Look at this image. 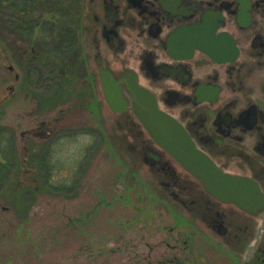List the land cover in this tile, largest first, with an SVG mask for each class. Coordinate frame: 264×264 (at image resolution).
Instances as JSON below:
<instances>
[{
    "label": "rangeland",
    "instance_id": "rangeland-1",
    "mask_svg": "<svg viewBox=\"0 0 264 264\" xmlns=\"http://www.w3.org/2000/svg\"><path fill=\"white\" fill-rule=\"evenodd\" d=\"M14 33L0 23V264H241L130 171L83 47L64 79ZM51 206L65 211L49 229L37 218Z\"/></svg>",
    "mask_w": 264,
    "mask_h": 264
},
{
    "label": "flooded vegetation",
    "instance_id": "flooded-vegetation-1",
    "mask_svg": "<svg viewBox=\"0 0 264 264\" xmlns=\"http://www.w3.org/2000/svg\"><path fill=\"white\" fill-rule=\"evenodd\" d=\"M0 23L15 32L17 52L20 42L33 45L22 57L60 63L64 79L73 73L67 67L73 47H83L81 60L90 62L88 43L107 44L118 74L160 81L163 63H170L173 114L200 151L264 192V0H0ZM225 207L207 199L197 209L216 217ZM233 207L228 213L238 241H251L250 251L264 264V212L252 216Z\"/></svg>",
    "mask_w": 264,
    "mask_h": 264
},
{
    "label": "water",
    "instance_id": "water-1",
    "mask_svg": "<svg viewBox=\"0 0 264 264\" xmlns=\"http://www.w3.org/2000/svg\"><path fill=\"white\" fill-rule=\"evenodd\" d=\"M101 45H86L89 65L98 79V102L105 125L115 136L114 144L130 171H136L159 198L190 216L211 238L241 256V264H260V254L250 251L251 241H238V226L228 213L232 205L252 216L262 214L264 192L260 185L225 172L200 151L168 102L169 72L174 79L170 63H163L160 81L134 71L118 74L120 68L113 63L110 49L106 43ZM10 70L16 71L13 67ZM14 76L20 80L18 72ZM207 199L226 205V213L210 217L197 209ZM258 239L254 238L256 244Z\"/></svg>",
    "mask_w": 264,
    "mask_h": 264
},
{
    "label": "bare ground",
    "instance_id": "bare-ground-1",
    "mask_svg": "<svg viewBox=\"0 0 264 264\" xmlns=\"http://www.w3.org/2000/svg\"><path fill=\"white\" fill-rule=\"evenodd\" d=\"M64 211L65 210L61 206L60 207H58V206H51L47 210H45V212L42 213L37 218V220L38 221H42L50 229L54 225V223L56 222V220L63 218V214L62 213H64Z\"/></svg>",
    "mask_w": 264,
    "mask_h": 264
}]
</instances>
